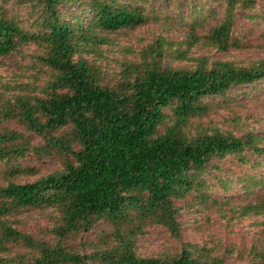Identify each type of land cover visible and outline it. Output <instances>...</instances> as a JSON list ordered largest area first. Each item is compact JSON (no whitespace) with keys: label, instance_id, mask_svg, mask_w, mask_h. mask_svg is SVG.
<instances>
[{"label":"trees","instance_id":"16d2710c","mask_svg":"<svg viewBox=\"0 0 264 264\" xmlns=\"http://www.w3.org/2000/svg\"><path fill=\"white\" fill-rule=\"evenodd\" d=\"M256 9V0H0V61L36 52L0 80V264H264L261 237L241 251L182 243L143 257L137 247L153 226L181 240L193 202L224 220L264 218V198L250 196L264 193V133L234 108L264 91V57L243 65L205 54L249 48L237 27L240 16L262 18ZM158 23L163 34L111 66V36ZM174 29L181 39L165 34ZM222 110L233 129L204 122ZM33 156L60 167L43 175L21 165ZM228 159L245 172L225 171ZM242 184L244 195L228 196ZM47 211L49 227L23 230L22 215Z\"/></svg>","mask_w":264,"mask_h":264},{"label":"rangeland","instance_id":"374dc122","mask_svg":"<svg viewBox=\"0 0 264 264\" xmlns=\"http://www.w3.org/2000/svg\"><path fill=\"white\" fill-rule=\"evenodd\" d=\"M256 2L257 9L254 11L253 15L262 18L246 21L240 16L241 22L237 27L238 34L244 32L250 34V47L242 50H232L226 53H219L210 50L205 54H207L211 60L220 59L222 61L248 65L264 57V0H256ZM216 6L218 5L215 4L214 7ZM8 9L13 16H18L21 19H26L30 10L28 7H17L12 5H9ZM222 10L223 6L218 8L219 13H221ZM250 13H252V11ZM210 24H212V22H210ZM163 27L165 26L160 23L149 24L137 28L132 32H128L127 34L111 36L110 43L103 46L105 55L112 59L111 66L114 65V59L125 55V49L132 47L136 49L138 47L140 48L141 44L147 40L152 39L159 34H163ZM165 34L174 39L182 38V33L178 32V29H174L170 33L167 30ZM196 53H194V56L198 55ZM35 55L36 52L34 48L30 47L21 52L14 53L10 57L2 59L0 61V80L10 82V79L15 73L21 72L22 67L33 63V57ZM174 65L176 67L184 66L182 63L178 62ZM26 75L28 76L29 74ZM259 94L258 98H250L248 96L239 97L234 108L235 113L241 119L256 131L264 133V91ZM229 117L230 114L224 110L218 112L215 111L212 112V116L205 119L204 122H213L225 129H233V126H231L228 121ZM37 142L39 143V141ZM20 163L24 167H35V169L43 175L51 173L60 167L59 160L53 156L44 158L33 156L30 159L21 160ZM222 168L227 172L231 170L238 174L245 172L243 167L233 165L232 159L225 161L222 164ZM1 170L2 169H0V171ZM29 179L33 180L31 178L21 177L17 179V182L22 183ZM0 182H2L1 178ZM242 187L243 184L235 186L233 190L229 192L230 195L228 196L235 197V199L240 198V196L244 195V192H241ZM215 195L218 196V194H214L213 196L216 197ZM250 196L252 198H264V193L260 194L254 192L251 193ZM192 201L193 197H189L180 204L185 206L187 203H192ZM194 204L195 202H193V207L189 206L181 212L179 219L182 227L181 240L172 238L165 229L161 227H149L137 243L139 254L143 257H151L163 252L173 253L179 250L182 243L198 244L206 247L215 246L220 247L221 249L231 244L237 247V251H241L257 245L256 241L260 237L264 239V234H262V232H264V226L257 224L259 222L264 223V218H247L239 220H233L230 218L229 220H224L219 217L214 209H208L202 204ZM49 213V211L45 213L30 212L22 215L20 219L23 230L40 234L41 228L49 227L50 225V219L48 217ZM101 228L103 229V226L100 227V230L102 231ZM99 231H95L89 236L94 244L97 242L95 235L100 233ZM262 245L264 246V240ZM75 248L85 255L94 251L92 247H85L83 244H80L79 241L75 245ZM10 257H12V255Z\"/></svg>","mask_w":264,"mask_h":264}]
</instances>
